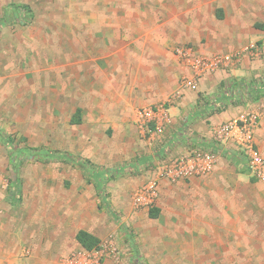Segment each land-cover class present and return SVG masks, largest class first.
<instances>
[{
  "label": "rangeland",
  "instance_id": "rangeland-1",
  "mask_svg": "<svg viewBox=\"0 0 264 264\" xmlns=\"http://www.w3.org/2000/svg\"><path fill=\"white\" fill-rule=\"evenodd\" d=\"M139 1L0 0V23L5 21L0 29V194L8 200L17 235L28 240L22 252L40 254L48 264H65L75 255L87 254L72 239L80 228L79 213L85 209L104 228L100 246L90 251L101 264H264L262 244H234L235 239L225 235L223 244L190 245L187 239L174 236L168 226L171 212L161 194L150 207L135 204L136 193L156 175L158 166L174 159L169 158V151L159 150L165 131H142L138 122L140 113L149 107L139 105L138 79L153 61V48L144 47L141 30L180 22L182 17V13L172 14L173 6ZM13 5L29 6L31 19L23 23L13 15L9 18ZM203 7L208 14L201 26L207 30L202 43L208 45L214 40L209 33L216 29L208 20L209 13L213 8L220 17V10ZM159 9L164 11L158 20L155 12ZM119 27L127 31L126 37L113 35ZM196 47L189 42L174 53L178 56V48ZM104 78L112 80L109 94ZM262 78L264 70L256 76ZM103 91L111 97L110 118L102 116L103 109L95 102L102 100ZM249 103L247 111L259 116L258 133L264 100ZM158 105L163 104L152 106ZM78 108L82 109L81 123L75 124L72 119ZM113 120L133 125L143 146L123 147L121 134L115 135L111 126ZM225 147L232 148L213 140L200 148L230 158ZM13 148L41 151L15 164ZM52 151L72 154L106 180L98 184L80 166L47 161L43 153ZM247 178L256 188L264 187V182ZM163 181L168 180L160 184ZM93 197L101 206L99 211ZM181 197L183 203L187 197ZM152 207L160 209L157 219L149 216Z\"/></svg>",
  "mask_w": 264,
  "mask_h": 264
},
{
  "label": "crops",
  "instance_id": "crops-1",
  "mask_svg": "<svg viewBox=\"0 0 264 264\" xmlns=\"http://www.w3.org/2000/svg\"><path fill=\"white\" fill-rule=\"evenodd\" d=\"M139 3L173 6V15L182 13L178 19L180 22L168 21L161 24L162 27L141 30L140 36L145 38L142 40L144 47L153 48V61L151 68L142 72L141 80L138 79L140 85L137 93L139 105L168 103L166 136L159 150L169 151V158L185 156L195 147L210 146L214 140L215 127L238 117L251 106L249 101L244 105L228 104L221 112L211 115L206 112V104L221 95L222 84L234 78H243L248 82L264 70V0H141ZM182 5L184 7H180ZM192 5L199 6V13ZM174 6H178V9ZM203 6H216L220 10V17H217L218 12L213 11V8L209 13L208 20L216 24V29L209 33V37H214V40L208 41V45L202 43L207 30L201 26L208 12L207 7ZM163 11L159 9L155 12L158 20V14ZM124 30L116 28L113 35L126 37L128 33ZM189 42L196 43L194 50L202 56L235 58L223 64L215 73L197 77L194 69L174 53L176 47ZM252 45H256V49L250 51ZM104 84L107 93L113 91L109 88L112 85L111 78H104ZM106 92L103 91L102 100L99 98L95 102L99 103V109H103L102 116L110 118L111 97ZM107 107L109 109L104 111ZM260 125L256 140L264 153V120ZM111 126L115 135L121 134L123 147L143 146L133 125L113 120ZM225 149L231 151L230 158L218 155L217 163L208 175L172 183L163 181L160 184V199L163 202L166 199L171 212L169 229H173L174 236L187 239L185 242L190 245L223 244L225 235L235 239L232 240L234 244L264 245V187L251 185L247 178L249 172H244L246 161L233 147ZM182 194L187 197L183 203ZM5 199L0 194V264H48V260L40 254H23L29 243L17 235L15 222L10 217L11 211L6 203L8 200L5 202ZM96 199L93 197L92 202H96L99 211ZM79 219V230L88 231L102 239L104 228L90 218L87 210L83 209L79 213ZM227 229L231 232L225 233ZM77 232L72 239L79 245L75 238ZM27 251L31 250L28 248Z\"/></svg>",
  "mask_w": 264,
  "mask_h": 264
},
{
  "label": "built area",
  "instance_id": "built-area-1",
  "mask_svg": "<svg viewBox=\"0 0 264 264\" xmlns=\"http://www.w3.org/2000/svg\"><path fill=\"white\" fill-rule=\"evenodd\" d=\"M256 49V45L249 50ZM177 55L192 67L197 77L218 71L223 64L235 56L214 55L206 57L198 54L193 48H178ZM184 84H187L184 82ZM166 104L145 107L139 115L138 122L142 131L162 134L168 120ZM259 127V116L255 112L246 111L213 129L214 140L223 146L231 145L235 152L247 164L249 175L258 182H264V153L260 150L256 140ZM217 163V156L200 147L192 149L188 155L174 158L162 163L156 170V175L144 184L135 196L137 206L150 207L157 202L160 194L161 180L176 182L194 177H203L213 171ZM65 264H101L98 257L87 251V254L73 256Z\"/></svg>",
  "mask_w": 264,
  "mask_h": 264
},
{
  "label": "trees",
  "instance_id": "trees-1",
  "mask_svg": "<svg viewBox=\"0 0 264 264\" xmlns=\"http://www.w3.org/2000/svg\"><path fill=\"white\" fill-rule=\"evenodd\" d=\"M8 13H11L9 14V18H12L11 15H13V17L23 23L29 21L32 17V10L27 5H13L11 6V8H9ZM3 23H0V29L3 27ZM262 98H264V78L259 80L255 78L248 82L243 78H234L230 82L222 84L221 95H219L213 102H208L206 104V112L207 114L211 115L214 113L221 112L228 104L234 106L244 105L249 101H259ZM81 113L82 109L78 108L76 110L75 116L72 119L73 123H81ZM38 151L41 150L34 148H23L16 150L13 148V150L11 151L12 162L16 164L17 162L23 161L25 158L33 157L37 155ZM43 156L47 161L59 160L70 165L80 166L84 171L85 176L91 179L97 178L98 184H100L101 180H106L105 176L101 177L100 174H97V172H95V170L90 166V164H83V162L79 161L78 158L74 157L70 153H59L52 151L43 153ZM98 188L99 191H101L100 188L102 187L98 186ZM100 195H103L104 197V194L101 193ZM99 207L101 208V206ZM159 215L160 210L158 208L152 207L149 209L150 218L157 219ZM75 238L79 245L84 250L89 252L96 250L101 244V240L98 237L85 230H79Z\"/></svg>",
  "mask_w": 264,
  "mask_h": 264
}]
</instances>
